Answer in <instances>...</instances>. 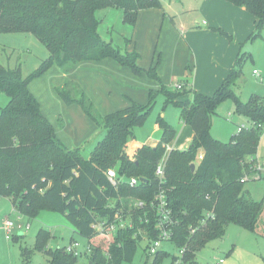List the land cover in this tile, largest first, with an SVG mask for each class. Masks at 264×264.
Here are the masks:
<instances>
[{
    "label": "trees",
    "instance_id": "obj_1",
    "mask_svg": "<svg viewBox=\"0 0 264 264\" xmlns=\"http://www.w3.org/2000/svg\"><path fill=\"white\" fill-rule=\"evenodd\" d=\"M227 1L244 6L255 17L248 39L260 38L264 28V0ZM161 6L160 0H0V32L31 33L48 53L26 77L18 63L12 68L0 63V91L9 100L0 108V196L9 197L18 215L28 219L42 208L57 209L64 214L74 231L87 238V251L92 252L89 264H108L104 251L115 258L113 264L131 262L137 248L142 250L141 264H162L170 256L161 247L154 254L147 250L158 237L151 204L158 187L166 192L174 220L168 241L176 249H183L180 257L185 264H200L196 260L197 252L210 240L222 238L230 223L255 232L264 205V197L253 201L245 190L244 182L249 178L242 180L254 173L259 131L264 126L263 97L253 93L243 102L232 89L247 52H239L226 79L213 93L192 90L190 99L177 100L185 90L173 91L162 83L157 74L159 51L153 53L148 67H141L140 54L134 46L122 52L97 31L98 8L121 9L122 20L134 29L141 10ZM212 30L231 38L220 29ZM132 41L133 36L128 37L126 45ZM2 50L0 47V53ZM105 59L129 69L134 76L145 73L158 82L167 101L177 104L180 119L193 130L191 144L186 149H170L167 153L161 185L154 168L174 138L175 130L160 118L156 125L161 133L155 146L142 144L134 136V128L143 125L151 112L157 90L147 91L149 97L144 104L128 98L125 107L100 115L81 85L68 77L78 63ZM52 65L65 75L62 84L54 86L57 97L66 105L80 106L95 127L106 131L87 158L82 157L81 147L70 148L62 143L31 90L29 83L44 75ZM225 99L233 100L236 112L250 120L251 126L243 127L228 141H220L209 131L211 115ZM130 141L134 146L129 150ZM200 148L203 158L191 171L190 164ZM109 168L116 171V185L106 174ZM131 176L139 181L130 186ZM132 200L142 201L144 205L135 206ZM101 222L103 230L97 232L92 225ZM121 222L125 224L122 226ZM112 224L116 226L113 232L109 230ZM142 231L146 238L139 235ZM34 238V249L44 251L48 264L76 263L78 258L66 253V245L45 248L51 238L47 229L40 228ZM102 238L107 240L104 246L96 242ZM30 250L21 247L25 263ZM178 258L171 255L169 264Z\"/></svg>",
    "mask_w": 264,
    "mask_h": 264
},
{
    "label": "rangeland",
    "instance_id": "obj_2",
    "mask_svg": "<svg viewBox=\"0 0 264 264\" xmlns=\"http://www.w3.org/2000/svg\"><path fill=\"white\" fill-rule=\"evenodd\" d=\"M161 2L167 7L169 2H177V0H161ZM188 14L186 19L189 18V20H185L184 25L187 27L191 25V28L199 29L195 24L192 26L193 20L197 18L199 21H203L204 16H196L194 10ZM95 16L99 21L97 26L99 35L124 52L127 46L126 39L132 36L133 28L122 20V10L116 7L98 8L95 11ZM201 26L203 28L206 25ZM138 29L139 27H137L136 33ZM0 47L3 49L0 53L1 65L12 68L18 63L24 77L31 74L41 60L48 57L43 44L28 32H0ZM241 51L247 52L248 57L243 62L241 74L232 87L234 94H237L243 102H246L253 93L259 94L264 99V28L261 37L253 40L247 39L243 43ZM143 57L141 58L142 63L145 62ZM140 64L139 66H141ZM186 69L188 70V68ZM253 69H257L259 75H255L252 72ZM97 71L98 76L107 77L113 82L109 88L105 87L102 91H98L97 105L93 102L97 113L101 115L123 108L128 104V98L144 104L149 97L147 91L149 89L157 90L154 106L143 125L134 128V136L139 142H143L145 139L149 142L154 141L160 135L155 129L156 121L162 118L169 126L177 129L173 138L176 141L182 132L181 127H183L180 111L175 102L167 101L163 91L159 90L160 84L158 82L149 78L145 73L141 77L134 76L126 68L115 70L101 66ZM61 73L57 66L52 65L49 71L32 80L29 84L34 96L40 101L43 114L50 121L58 138L67 147H81L82 157L87 158L95 150L97 143L104 138L106 131L102 127H95L88 116L82 112L80 106L75 103L66 105L57 97L54 92V85L62 84L58 83ZM189 73H186V76L167 75L164 80L161 78L160 80L167 89L173 91L175 89L174 84L181 83L185 91L177 100H182L189 97L188 93L191 91L193 71L191 74ZM132 93L137 99L131 96ZM8 102L7 94L0 91V108H4ZM242 124L251 126L250 120L236 112L233 100L225 99L216 106L215 113L211 115L209 132L217 140L228 141L232 135L238 132V126ZM259 132L260 141L255 155L257 164L264 168V126L260 128ZM133 146L134 143L130 141L128 149H132ZM194 162H199V157H196ZM257 173L250 175L249 179L244 182V188L253 201H259L264 197V171ZM259 216L255 232H250L233 223L228 224L225 235L222 238L210 240L197 252L196 260L200 264H211L215 258H222L224 264H264V205ZM5 218L20 222L28 221L30 227L25 229L23 236H18L19 231L15 230L13 232L14 238L10 240L4 238V232L0 229V264H48V257L44 251L34 249V237L40 228L47 229L51 233V238L45 246L46 249H55L56 246H65L69 245L71 241H77L79 254L68 253H72L78 258L75 264L90 263L92 252H85L87 238L76 233L73 225L57 209L42 208L36 216L28 219L26 216H18V213L13 211L9 197L0 196V225ZM139 235L143 238L146 237L143 231ZM96 242L104 246L107 240L102 238ZM21 247H26L28 250L32 249L26 263L21 254ZM161 248L170 254L162 264H169L171 255L177 256L179 254V250L169 241H164ZM104 252L107 263L113 264L115 258H111L108 251ZM142 261V250L137 248L131 262L123 261L120 264H141Z\"/></svg>",
    "mask_w": 264,
    "mask_h": 264
},
{
    "label": "crops",
    "instance_id": "obj_3",
    "mask_svg": "<svg viewBox=\"0 0 264 264\" xmlns=\"http://www.w3.org/2000/svg\"><path fill=\"white\" fill-rule=\"evenodd\" d=\"M160 3H162L161 0ZM193 10L196 16L201 15L205 18L203 21L195 18L193 23L191 22L192 26L195 24L199 28L197 30L191 28V25L188 27L184 25L185 20H189V18L186 19L188 13ZM201 25L206 26L202 28ZM254 26L255 17L244 6L232 4L227 0H177V2H169L167 7L162 3L161 8L141 10L138 22L133 29V41L126 46V49L134 46L139 51L140 60L143 56L145 58L143 62L145 64L142 60L140 64L139 60V64L144 67L149 66L153 53L159 51L157 74L163 80L167 75L186 76V73L191 74L193 71L191 91L188 93L189 97H186L190 99L192 90L211 94L221 85ZM137 27L139 29L136 33ZM212 29H220L231 38L228 39L221 32ZM101 66L115 70L123 68L114 61L105 59L96 63H78L68 74V77L81 85L95 104L98 91L113 85L107 77L98 76L97 69ZM64 76L61 73L58 83L63 81ZM183 87L182 85V89ZM131 96L137 99L133 93ZM181 122L182 132L176 141L175 139L170 141L168 144L170 149H186L191 144L193 130L182 120ZM155 129L159 134L161 133L157 125ZM159 137L160 135L152 142L145 139L141 143L155 146ZM196 156L199 157L200 162L203 158V149L200 148ZM199 162H194V166ZM2 224L0 229L3 231ZM18 235L24 234L19 232Z\"/></svg>",
    "mask_w": 264,
    "mask_h": 264
},
{
    "label": "built area",
    "instance_id": "obj_4",
    "mask_svg": "<svg viewBox=\"0 0 264 264\" xmlns=\"http://www.w3.org/2000/svg\"><path fill=\"white\" fill-rule=\"evenodd\" d=\"M252 72L255 75H259L258 74V70L257 69H253ZM174 87L176 89H182V84L181 83H175ZM244 126V124L238 126V131H240ZM170 148L168 147V145L166 146V151L165 154L162 156L161 160L159 161V163L156 165V167L154 168V173L156 178L159 181V185L162 184V182L164 181L165 178V173H164V167H165V160H166V154L169 152ZM254 173L259 174L260 171H264V168H262V166H260L259 164L256 163L255 167H254ZM106 174L108 176V178L110 179V181L112 182L113 185H116L117 183V174L116 171L112 168H109L106 170ZM249 177L244 176L242 178V180L247 179ZM138 178H136L135 176H131V178L129 179V185H134L136 183H138ZM159 189L157 190L153 201L151 202V204L153 205V208L155 210V215H156V219H157V234L158 237L156 239H154L153 241L150 242V244L148 245V252L149 254H154L157 249H159L162 245V243L164 241H168L171 237V227L174 224V220L172 219V214H171V207L169 206V203L167 202V195L166 192L164 190V188L158 187ZM131 204H134L135 206H139L142 207L144 204L142 201L139 200H132ZM13 211L18 213L16 208H14V206H12ZM19 216V215H18ZM2 229L4 232V238L7 240H10V236L11 234L15 231L18 230L19 232H24L25 229L30 227V223H28V221H24V222H20V221H14L8 218H5L2 221ZM101 223H94L92 225V227L97 231V232H102L103 227ZM125 223L121 222V225L123 226ZM108 229V227H106ZM116 228L115 224H112L109 226V230L113 231ZM140 232V231H139ZM146 238V237H144ZM79 246V243L77 241H71V243L69 245H66L65 250L67 252H75L76 254L78 253V249L77 247ZM88 247L86 246L85 251H87ZM183 249L179 250V258L173 262L172 264H185L183 263V261L181 260L180 255L182 254ZM211 264H224L223 263V259L222 258H215L214 261Z\"/></svg>",
    "mask_w": 264,
    "mask_h": 264
},
{
    "label": "water",
    "instance_id": "obj_5",
    "mask_svg": "<svg viewBox=\"0 0 264 264\" xmlns=\"http://www.w3.org/2000/svg\"><path fill=\"white\" fill-rule=\"evenodd\" d=\"M193 168H194V163H191V164H190V169H191V171L193 170Z\"/></svg>",
    "mask_w": 264,
    "mask_h": 264
}]
</instances>
